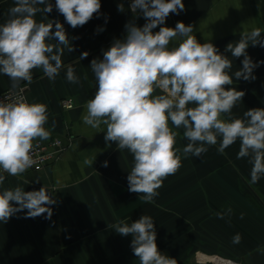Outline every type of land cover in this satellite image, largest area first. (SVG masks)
Listing matches in <instances>:
<instances>
[{
	"label": "crops",
	"instance_id": "crops-1",
	"mask_svg": "<svg viewBox=\"0 0 264 264\" xmlns=\"http://www.w3.org/2000/svg\"><path fill=\"white\" fill-rule=\"evenodd\" d=\"M130 1L100 0L99 14L76 28L65 22L55 8V0H49L52 12H38L34 17L45 23L59 20L73 51L65 49L63 67L55 80L37 68L32 71L31 83L22 81L19 87L27 89L29 103L47 106L44 127L51 133L49 138L59 137L69 145L55 163L41 171L19 176L0 173L5 176L0 192L17 186L25 191L44 187L56 201L48 206L52 209L50 219L45 218L46 213L24 218L25 209L6 223L0 222V264H139L130 247L131 235L121 236L112 225L121 220L131 223L141 215L152 217L158 250L176 259L177 264H207L200 263L202 258L201 262H215L216 256L237 264H264V176L250 183L249 158L237 159L239 140L221 154L217 151L218 137L216 145H205L207 151L200 157L188 154L185 158L182 149L189 141L183 137L182 128L173 129L179 133L175 147L180 149L182 166L164 180L154 202L145 203L143 194L128 190L132 155L126 149H117L114 142H105L103 125L94 129L83 123L84 105L97 89L91 60L102 59V49L107 50L114 39H124L126 23L142 27L146 22L140 10L131 11ZM183 3L184 11L170 13L163 26L174 28L177 21L191 24L198 42H211L232 61L228 72L233 83L226 88L245 93L232 109L234 117L243 118L244 111L251 108H264V64L253 70L254 80L236 79L234 74L242 68L243 57H232L225 51L229 42L240 40L242 31L258 27L264 38V0ZM13 6L14 0H0V24L9 18ZM83 52L88 56L81 59ZM246 53L253 63L264 61V48L258 44H249ZM68 66L75 69L78 84L66 80ZM13 88L9 77L0 74V92ZM64 98L74 101L69 110L59 106ZM216 213H223L224 218H217ZM237 234L241 239L233 243Z\"/></svg>",
	"mask_w": 264,
	"mask_h": 264
},
{
	"label": "clouds",
	"instance_id": "clouds-1",
	"mask_svg": "<svg viewBox=\"0 0 264 264\" xmlns=\"http://www.w3.org/2000/svg\"><path fill=\"white\" fill-rule=\"evenodd\" d=\"M55 8L76 28L99 14L101 2L55 0ZM130 9L133 13L140 10L146 22L142 27L126 23L124 39H114L107 50L102 49V59L91 60L97 89L86 101L81 117L94 129L103 125L105 142H114L117 149L132 155L128 190L143 194L145 203L154 202L164 180L182 166L180 149L175 147L179 133L173 130L181 128L189 141L182 149L185 158L188 154L200 157L207 151L205 145H216L218 137L217 151L221 154L239 140L237 159L249 158L250 183H257L264 176V108L244 111L243 118L232 115L237 101L245 95L236 88H226L233 83L228 72L232 61L211 42H198L191 24L177 21L174 28L163 26L170 13L184 11L183 0H132ZM52 10L49 0H14L9 18L0 24V74L8 76L14 88L22 81L31 83L32 71L37 68L55 80L63 67L65 49L73 51L59 20L45 23L34 19L38 12ZM157 26L159 31L153 32ZM53 40L56 43L48 42ZM171 42L175 43L170 47ZM249 44L264 48L260 28L242 31L238 42L226 45L225 51L232 57H243L242 68L234 74L236 79L254 80L253 70L264 64L253 63L246 53ZM87 56V52L81 53V59ZM66 80L80 82L72 66L67 67ZM47 121L43 103H29L23 96L0 100V173L19 176L32 166L33 141L51 135L44 127ZM4 180L0 174V185ZM55 203L44 187L32 191L19 186L5 188L0 192V222L6 223L25 209L24 218L46 213L45 218L50 219L52 209L48 206ZM216 216L224 218L223 213ZM112 227L121 236L131 235L130 247L139 264H177L176 259L158 250L152 217L141 215L131 223L121 220ZM240 239L235 235L233 243Z\"/></svg>",
	"mask_w": 264,
	"mask_h": 264
},
{
	"label": "built area",
	"instance_id": "built-area-1",
	"mask_svg": "<svg viewBox=\"0 0 264 264\" xmlns=\"http://www.w3.org/2000/svg\"><path fill=\"white\" fill-rule=\"evenodd\" d=\"M132 3V0L130 1V4ZM25 87H15L13 89L8 90H2L0 92V100L4 99L5 97L13 98L15 96H23L25 97L26 93ZM26 98V97H25ZM74 104V101H72L71 98H64L60 100V108L62 110H69L72 108ZM69 145V142L64 143L61 141L59 137H53L46 140H40L36 139L33 141V147L31 151L33 164L32 166L26 170V172L31 171H41L45 166H50L53 163H55L61 156L65 148ZM25 173V172H24ZM197 258V257H196ZM216 261L209 260L208 262H200V263H211V264H217L219 262H226L227 264H237L230 260H227L226 258H220L219 256H216ZM197 260L200 261V259L197 258Z\"/></svg>",
	"mask_w": 264,
	"mask_h": 264
},
{
	"label": "rangeland",
	"instance_id": "rangeland-1",
	"mask_svg": "<svg viewBox=\"0 0 264 264\" xmlns=\"http://www.w3.org/2000/svg\"><path fill=\"white\" fill-rule=\"evenodd\" d=\"M197 254H198V253H197ZM197 254H196V255H197ZM201 261H204V258H202V260H201ZM201 261H200V262H201ZM220 263H222V262H219V263H217V264H220Z\"/></svg>",
	"mask_w": 264,
	"mask_h": 264
}]
</instances>
